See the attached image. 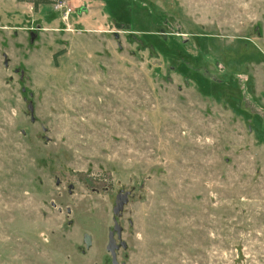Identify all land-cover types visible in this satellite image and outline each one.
Here are the masks:
<instances>
[{
	"label": "rangeland",
	"instance_id": "obj_1",
	"mask_svg": "<svg viewBox=\"0 0 264 264\" xmlns=\"http://www.w3.org/2000/svg\"><path fill=\"white\" fill-rule=\"evenodd\" d=\"M51 1L0 0V264H264V0Z\"/></svg>",
	"mask_w": 264,
	"mask_h": 264
},
{
	"label": "water",
	"instance_id": "obj_2",
	"mask_svg": "<svg viewBox=\"0 0 264 264\" xmlns=\"http://www.w3.org/2000/svg\"><path fill=\"white\" fill-rule=\"evenodd\" d=\"M124 202H125V197H124V195H121L119 197V201L117 203V206L113 210L115 214H117L119 212V210L122 208ZM114 230L116 231L117 235L119 236L121 228L117 224L114 225ZM84 243H85V246L87 248H89L92 244L91 236L87 233L84 234ZM118 248H119V245L116 244L115 240H114V233H113V231H110L108 233V243L106 246V250L110 254L111 264H119V262L117 261V258H116V250Z\"/></svg>",
	"mask_w": 264,
	"mask_h": 264
},
{
	"label": "trees",
	"instance_id": "obj_3",
	"mask_svg": "<svg viewBox=\"0 0 264 264\" xmlns=\"http://www.w3.org/2000/svg\"><path fill=\"white\" fill-rule=\"evenodd\" d=\"M19 2L20 1H26V2H29L31 3L35 8L37 7L38 4H50L52 3L51 0H18Z\"/></svg>",
	"mask_w": 264,
	"mask_h": 264
}]
</instances>
